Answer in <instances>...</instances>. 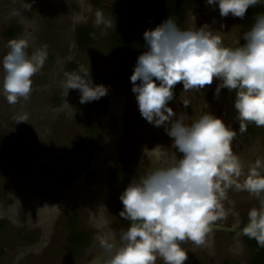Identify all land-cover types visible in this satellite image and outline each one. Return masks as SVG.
<instances>
[{
    "label": "rangeland",
    "instance_id": "374dc122",
    "mask_svg": "<svg viewBox=\"0 0 264 264\" xmlns=\"http://www.w3.org/2000/svg\"><path fill=\"white\" fill-rule=\"evenodd\" d=\"M117 1L0 0V59L11 39L28 38L29 55L43 45L48 52L43 68L32 77L29 100L10 105L0 94V133L30 161L27 171L0 176V264H96L104 253L94 237L99 234L118 241L121 229L128 227L119 216V195L142 168L163 164L174 151L163 127H139L133 122L136 99L131 88L103 84L108 94L100 111L81 104L79 90L69 89L65 96V73L70 63L89 65L94 84H102L101 77L112 70L111 29L96 26L95 14H112L119 26L123 19ZM27 4L31 7L25 10ZM193 17L196 27L208 24L213 30L229 32L226 45L236 46L244 31L234 17L221 18L218 8L206 5L205 0H190L183 28L192 26ZM82 25H89L96 39L86 47L76 39V29ZM11 27L17 31L7 36L5 31ZM2 75L0 66V81ZM216 83L196 94L189 108L183 107L182 102L190 96L181 84L169 107L194 116L198 114L197 104L206 102L205 111L238 131L234 94L222 89L219 98H214ZM24 113L28 121L15 123L14 117ZM81 142L85 147H80ZM233 147L246 165L264 159V133L250 142L238 134ZM61 148L67 149L64 162L59 158ZM58 168H65L67 176L55 183L51 174ZM224 203L226 210L239 213V223L245 213L258 207L255 197L235 189L229 190ZM71 217L76 218L75 228L91 235L88 246L76 252L66 241ZM236 223L234 215L220 221L221 227L209 234L202 247L183 243L188 252L185 264H193L196 258L202 264H222L227 259L249 261L253 250L237 227L230 230ZM156 264L163 261L158 259Z\"/></svg>",
    "mask_w": 264,
    "mask_h": 264
},
{
    "label": "clouds",
    "instance_id": "9594fccd",
    "mask_svg": "<svg viewBox=\"0 0 264 264\" xmlns=\"http://www.w3.org/2000/svg\"><path fill=\"white\" fill-rule=\"evenodd\" d=\"M262 2L205 0L206 5L218 8L221 18L231 15L240 20ZM30 7L27 4L25 10ZM194 21L193 17L191 27L181 28L169 16L143 33L146 50L137 57L130 76L131 91L141 117L164 128L174 151L163 164L142 168L119 195L123 205L119 216L129 225L121 229L118 241L99 234L94 237L104 253L96 264H156L158 259L163 264H185L188 252L183 243L206 245L209 234L229 215L237 219L230 230L239 227V213L225 208L231 189L257 199L258 207L248 211L242 235L264 247V159L246 165L233 147L238 134L247 132L250 124L264 127V13L241 31L236 46L225 44L229 32L213 30L208 24L196 27ZM95 25L115 30L116 22L112 14L106 17L97 11ZM7 47L0 59V94L15 105L30 99L32 77L43 68L48 52L43 45L29 55L26 37L9 40ZM214 81V98H219L222 89L234 94L238 131L205 111L206 102L197 104L194 116L169 107L178 84L190 96L182 102L189 108L196 94ZM64 87L65 96L69 89L79 90L81 104L108 94L106 86L93 83L89 65L66 72ZM28 118L26 113L14 117L15 123Z\"/></svg>",
    "mask_w": 264,
    "mask_h": 264
},
{
    "label": "trees",
    "instance_id": "16d2710c",
    "mask_svg": "<svg viewBox=\"0 0 264 264\" xmlns=\"http://www.w3.org/2000/svg\"><path fill=\"white\" fill-rule=\"evenodd\" d=\"M92 2L98 4L101 0H92ZM189 3L190 0H118L117 6L122 13L123 20L119 26L115 27V30H111L108 34L113 68L101 77L102 84H120L123 87L131 88L130 76L133 72L137 57L146 50L143 40L144 31L155 28L169 16H174L178 25L183 28ZM262 13H264V2L253 8H249L243 20L239 18L235 19L242 25L244 31H246L254 22V17ZM16 31V27H11L5 31V34L11 36ZM76 39L81 47H86L96 40L89 25L77 27ZM78 66L83 65L78 61L72 62L67 66V70L71 72L76 70ZM180 86L181 84L176 86L174 90L175 96ZM223 91L230 93L227 89H223ZM86 105L94 111H100L105 105V97L100 98L98 101L86 103ZM133 122L139 127L149 124L141 117L137 103L133 113ZM262 133H264L263 127H256L254 124H250L247 132L244 133L245 140L246 142H250L257 134ZM80 145L81 148L85 147L84 142H81ZM59 156L60 160L64 162L67 157V149L61 148ZM29 166L30 161L21 154L15 143L0 133V176H17L27 171ZM66 176L67 170L65 168H58L52 172L51 179L53 182L59 183ZM117 204L120 212L123 205L121 201ZM247 213H245L242 221L239 223V227H237L241 234L243 226L247 223ZM121 219L124 220L123 218ZM75 220V217H71L67 221L68 225H71V230L66 237L68 246L74 252L77 249L85 248L91 241V235L88 231L75 228ZM124 221L129 225V221ZM0 226H2L1 223ZM242 237L248 247L253 250L252 258L247 262L227 259L222 264H264V247H259L254 239H249L245 235H242ZM193 264H202V261L200 258H196Z\"/></svg>",
    "mask_w": 264,
    "mask_h": 264
}]
</instances>
